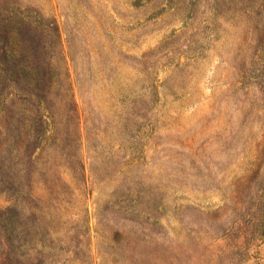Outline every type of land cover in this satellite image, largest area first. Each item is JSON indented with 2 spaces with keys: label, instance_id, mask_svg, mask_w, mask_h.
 <instances>
[{
  "label": "rangeland",
  "instance_id": "rangeland-1",
  "mask_svg": "<svg viewBox=\"0 0 264 264\" xmlns=\"http://www.w3.org/2000/svg\"><path fill=\"white\" fill-rule=\"evenodd\" d=\"M0 264H264V0H0Z\"/></svg>",
  "mask_w": 264,
  "mask_h": 264
}]
</instances>
